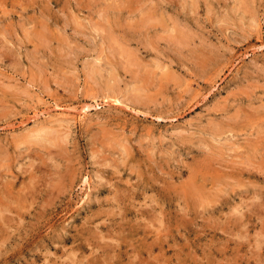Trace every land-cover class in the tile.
Listing matches in <instances>:
<instances>
[{"label":"rangeland","instance_id":"374dc122","mask_svg":"<svg viewBox=\"0 0 264 264\" xmlns=\"http://www.w3.org/2000/svg\"><path fill=\"white\" fill-rule=\"evenodd\" d=\"M0 264H264V0H0Z\"/></svg>","mask_w":264,"mask_h":264},{"label":"bare ground","instance_id":"6f19581e","mask_svg":"<svg viewBox=\"0 0 264 264\" xmlns=\"http://www.w3.org/2000/svg\"><path fill=\"white\" fill-rule=\"evenodd\" d=\"M102 179V178H101ZM27 188V187H26ZM24 192V191H23ZM31 194V193H30ZM256 194V193H255ZM258 196V195H257ZM257 204V203H256ZM253 210V209H252ZM257 215V214H256ZM13 216V215H12ZM20 219H22V218H20ZM261 231V230H260ZM98 236V235H97ZM100 236V235H99ZM99 244V243H98ZM260 244V243H259ZM97 250V249H96Z\"/></svg>","mask_w":264,"mask_h":264}]
</instances>
